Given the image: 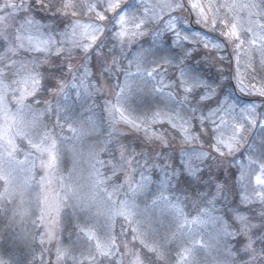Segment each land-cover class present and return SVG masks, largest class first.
<instances>
[{
  "label": "trees",
  "instance_id": "16d2710c",
  "mask_svg": "<svg viewBox=\"0 0 264 264\" xmlns=\"http://www.w3.org/2000/svg\"><path fill=\"white\" fill-rule=\"evenodd\" d=\"M107 2L41 0L55 10L51 11L36 7L35 0H0V82L15 87L19 99L25 98V103L44 113L40 123L43 141L59 146L60 184L72 179L75 164L69 135H79L84 127L89 132L79 137L84 153L89 149L95 159L113 160L122 178H128L139 166L149 170V189L138 197L141 208L146 209H140L145 223L139 228L137 219L118 217L108 227L107 217L95 205L84 204L73 193L68 195L70 191L61 190L59 239L50 242L43 233V183L38 176L22 201L2 194L0 182V264H187L179 256L183 239L174 219L157 212L164 197L180 203L186 217L208 208L214 213L211 227L199 230L213 234L207 235L211 242L206 243L195 264H209L212 253L218 264H264L263 206L242 205L237 166L231 156L217 149L219 142L208 115L228 90L244 97L237 89L231 63L230 49L236 44L219 29L210 32L224 45L221 70L215 62L217 51L199 43L175 45L163 30L156 39L150 29L142 27L143 31L127 42L114 24L121 9L111 12ZM29 5L40 15L54 18L41 21L29 13L23 19ZM100 15L104 18L99 19ZM75 21L103 26L95 43L87 50L78 49L76 55L51 47L33 52L20 44V31L26 23L57 37ZM136 54H141L139 65ZM86 60L90 67L86 89L78 98L73 97L72 106L59 112L64 91ZM132 64L140 70L143 82L131 87L125 101V110L132 113V120H128L114 103ZM252 69L257 79L264 81L263 54L255 57ZM251 100L261 101V114L264 97ZM176 114L186 120L191 142L206 154L202 158H187L185 150L190 142L169 120ZM256 146L264 158V136Z\"/></svg>",
  "mask_w": 264,
  "mask_h": 264
},
{
  "label": "rangeland",
  "instance_id": "374dc122",
  "mask_svg": "<svg viewBox=\"0 0 264 264\" xmlns=\"http://www.w3.org/2000/svg\"><path fill=\"white\" fill-rule=\"evenodd\" d=\"M186 2L108 0L107 3L111 12L121 9L115 17L114 24L122 30L123 37L128 39L127 42L132 40V35L143 31L142 27L150 29L156 39L161 38L163 30L170 35L175 45L184 42L199 43L208 50L217 51L215 62L222 66L221 70L223 61L220 59L225 56L224 45L210 32L219 29L224 37L236 44L230 49L231 63L237 89L244 97H239L228 90L221 95L220 102L208 115L212 118L216 139L221 145L218 150L227 157L231 156L237 166L236 183L242 205L258 203L264 209V158L258 154L256 148V143L264 136V111L259 113L261 101L251 100L252 97H264V81H259L252 69L255 57L259 54L264 55V0H186ZM103 18L104 15L99 16V19ZM102 32L103 26L98 22L75 21L70 28L59 32L57 37H52L26 23L19 36L24 49L38 52L51 47L56 50L65 49L73 56L80 48L89 49ZM135 59L139 65L141 54H136ZM89 71L87 60L77 67L78 75L75 74L69 82L63 93V103L57 106L59 112L64 106H72L73 97L78 98L82 90L86 89V76ZM138 81L143 82L140 70L132 64L129 72L123 77L122 87L114 103L117 109L123 114L126 113L128 120H132V113L125 110V101L131 87ZM15 91V87L0 82L2 194L9 199L18 198L22 201L26 196V190L28 191L36 182L38 176L43 183L41 195L43 233L54 243L59 239L57 212L60 202L58 194L61 190L63 192L65 190V193L70 191L68 195L73 193L77 200L83 201L84 204L95 205L97 211L100 210L107 217L105 224L108 227L110 221L114 224L118 217L129 220L132 217L131 220L137 219L141 228L145 219L140 209H146L141 208L138 197L143 196L149 189L152 178L150 171L140 169L139 166L128 178L125 176L116 180L114 177L118 175L119 169L113 160L95 159V155L89 149L84 153L79 138L89 133L87 127H84L79 135L75 136L76 132L69 135L72 139L70 150L75 157V164L71 169L72 179L63 182V185L60 184L61 179L57 173L59 146L43 141L44 132L40 123L44 113L25 103V98L19 99V94L16 95ZM221 109L231 115L221 112ZM169 120L185 136L187 142H190V146L185 150L187 158L191 156L202 158L206 155L191 142L190 127L186 120L177 114L171 116ZM76 160L83 163L78 165ZM157 212L174 219L181 233L183 247L179 253L180 259L187 264H195L197 260L199 262L200 255L206 250V243L211 242L207 235L212 231L206 230L203 233L199 231L202 226L211 227L215 221L211 208L186 217L180 203L164 197ZM213 255L212 253L209 257V264H218L214 261Z\"/></svg>",
  "mask_w": 264,
  "mask_h": 264
},
{
  "label": "snow or ice",
  "instance_id": "6c2138e0",
  "mask_svg": "<svg viewBox=\"0 0 264 264\" xmlns=\"http://www.w3.org/2000/svg\"><path fill=\"white\" fill-rule=\"evenodd\" d=\"M35 2H36V7H39V8L48 7L51 11H55L54 9L51 8V6L45 5V4L41 3V0H35ZM29 13H32V15H33L34 18L37 17V16H39V18H40L41 21H44L46 19H52V18H54V17H46V16L40 15V13L34 11V9H33V7L31 5H29L28 8H26L24 10V16L22 18L23 19H26ZM56 58L58 59L59 58V55ZM52 71L58 72L59 69H53ZM51 82H52L51 80L48 81L49 84H51ZM240 90L242 91V89H240ZM234 110L235 109H233V111ZM221 112H225L227 115H231L229 112L225 111L224 109H221ZM216 131H219V129H216ZM220 147H221V145L218 144L217 145V149H219ZM221 154H223V153L221 152ZM114 178L116 180H120L122 177H121V175L118 174ZM262 255H264V253H262Z\"/></svg>",
  "mask_w": 264,
  "mask_h": 264
}]
</instances>
